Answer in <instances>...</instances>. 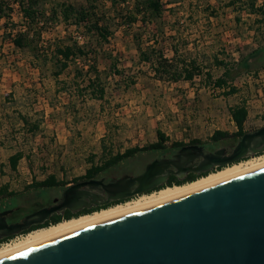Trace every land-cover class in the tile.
<instances>
[{"label":"rangeland","instance_id":"obj_1","mask_svg":"<svg viewBox=\"0 0 264 264\" xmlns=\"http://www.w3.org/2000/svg\"><path fill=\"white\" fill-rule=\"evenodd\" d=\"M9 1L14 7L13 25L0 21V209L16 208L21 216L44 206L62 188L82 179L90 166L127 149L148 146L158 140V131L165 138L166 155L173 143L185 145L194 139L209 151L232 149L239 137L213 142L211 135L215 130L236 131L230 110L237 107L247 111L245 132L264 126V62L255 64L249 58L248 71L240 69L224 88L213 85L224 70L215 59L231 68L241 56L264 50L263 0L257 2L263 15L249 13L239 2L228 5L229 0H161L160 15L146 26L139 21L124 24L122 15L133 0L117 9L110 0H92L97 7L91 19L111 21L108 40L99 41L82 25L54 20L46 24L39 40L29 41L37 49L32 50L36 59L30 47L12 43L23 22L15 0ZM61 2L77 8L89 4V0H42L41 4L49 11ZM72 41H78L87 56L68 61L62 73L53 76L59 66L52 49ZM146 45L169 59L175 47L177 62L195 61L198 69L193 78H157L152 66L139 58L138 47ZM90 59L99 72L95 87L104 91L100 99L93 98V87L86 86L88 75H94L87 71ZM230 85L235 92L225 94ZM16 152L22 157L13 169L9 157ZM161 156L140 151L135 159H123L98 176L108 179L138 172ZM50 175L61 185L31 186Z\"/></svg>","mask_w":264,"mask_h":264},{"label":"water","instance_id":"obj_2","mask_svg":"<svg viewBox=\"0 0 264 264\" xmlns=\"http://www.w3.org/2000/svg\"><path fill=\"white\" fill-rule=\"evenodd\" d=\"M257 151H264V126L245 132L229 153L183 145L170 158L148 162L136 176L71 183L62 188L59 200L20 222L7 224L4 216L11 210H2L0 230L12 234L53 212L89 206L101 197L92 191L95 187L106 203L161 185L170 173L208 171ZM0 264H264V167L71 231L1 258Z\"/></svg>","mask_w":264,"mask_h":264},{"label":"trees","instance_id":"obj_3","mask_svg":"<svg viewBox=\"0 0 264 264\" xmlns=\"http://www.w3.org/2000/svg\"><path fill=\"white\" fill-rule=\"evenodd\" d=\"M126 0H110V5L113 9H117L120 3H125ZM258 0H229L228 5H234L236 3H242L246 5L247 11L251 14L260 13L263 15V7L264 0L262 1V5H257ZM42 0H15L14 3L17 6L19 16L23 22V25L20 30L12 37V43L17 48H28L30 47L32 51L36 47L30 45L29 41L31 38L39 40L41 37L42 31L47 27V23L61 19L64 22H70V24H75L77 26L82 25L86 28L87 32H90L94 36L97 37L99 41L106 42L108 40L109 35L111 34L110 22L105 20L102 17L103 22L100 23L99 18L91 19V15H95L94 10L96 9V5L92 0H89V4L86 8L84 7H75L72 4L61 2L56 6L50 7L49 11L44 8L41 4ZM161 0H133L132 6H128L125 9V15L123 16L124 24L129 26L135 22H141L142 25L146 26L148 20H151L154 17H158L160 15ZM14 12V7L12 2L9 0H0V18L5 19L4 24H11L12 13ZM117 14H120L118 11ZM13 24H11L12 26ZM13 29V28H11ZM10 29V30H11ZM11 35V34H10ZM78 41H72V43L67 45H55L52 49V57L55 62L58 64L57 71H54L53 76L57 77L62 73V71L67 67L68 61L75 60V58L87 56V52L84 51V47L78 45ZM139 46V45H138ZM37 52V49H35ZM139 58L142 62L149 63L153 70L154 74L157 78H168L173 81H177L179 79L190 80L194 76L195 69H198L195 66V61H180L177 62L176 54L177 50L175 47L172 48V52L174 54L173 59L167 58L162 51H155L154 48H151L150 45H146L145 48L138 47ZM33 52V51H32ZM33 58H37V53H32ZM253 59L255 64H263L264 62V50L254 49L250 53L245 56H241L238 62L235 63V66L228 67L223 61H218L215 59L218 65L224 67L222 75L217 77L213 81V85L217 88H224L228 82V80L232 81L237 74H239L240 69L244 71H248V59ZM91 63L88 65L87 71L90 73H94L93 77L88 75L87 78V87H93L91 96L93 98L100 99L103 97V88L95 87L96 81L99 80V72L95 67V60L90 59ZM207 77H210V73H206ZM235 92V87L230 85L229 89L225 92V94H231ZM231 118L236 126V131L233 134H229L225 131L215 130L211 135V140L213 142L219 141L223 138L236 136L241 137L245 131L243 130V124L247 117V111L244 107H237L230 110ZM158 140L149 144L146 147L142 148H130L127 149L123 153L116 154L109 158L107 161L100 165H92L86 169L83 177L93 178L101 174V172L105 170H111L115 166H117L123 159H135L137 152L140 151H150L156 154H165L168 153L167 148L164 145V136L159 131L157 132ZM190 143H199L197 139L192 140ZM183 146V143H173L169 152H173L174 149ZM168 155V154H167ZM22 157L20 152H16L15 154L9 157V161L11 162V167L14 169L17 161ZM155 159V158H153ZM61 185L59 181L55 180L53 175L48 176L46 179L41 181H36L31 186L35 187H52ZM10 196V194H7Z\"/></svg>","mask_w":264,"mask_h":264},{"label":"bare ground","instance_id":"obj_4","mask_svg":"<svg viewBox=\"0 0 264 264\" xmlns=\"http://www.w3.org/2000/svg\"><path fill=\"white\" fill-rule=\"evenodd\" d=\"M264 167V154L250 158L246 161L229 164L221 169L207 173L193 181L180 185L162 187L149 194L138 196L126 203L99 209L88 214L79 215L70 219H64L57 223L40 227L27 233L22 240L13 244L0 246V259L31 248L50 239L59 237L71 231H75L95 223L141 210L155 204L170 201L176 197L200 190L218 182L229 180L240 174ZM128 212V213H126Z\"/></svg>","mask_w":264,"mask_h":264},{"label":"flooded vegetation","instance_id":"obj_5","mask_svg":"<svg viewBox=\"0 0 264 264\" xmlns=\"http://www.w3.org/2000/svg\"><path fill=\"white\" fill-rule=\"evenodd\" d=\"M188 144H198V143H188ZM185 145H187V144H185ZM198 145H201V144H198ZM221 148H224V147H221ZM177 150H178V148L174 149V151L169 153L168 155L167 154L166 155L163 154L160 158H163V157L164 158H170L172 156V154L174 152H176ZM225 150H226L225 153H229L231 149L227 150L225 148ZM203 151H204V153H209V152H213L214 150H212V151L206 150L205 147L203 146ZM262 154H264V151L248 152L245 156H243L240 159H237L236 161H234V163H237L239 161H246V160H249L250 158H254V157L260 156ZM199 159L197 158L194 161L197 162V160H199ZM230 164H233V162L230 163ZM227 165H229V164H227ZM227 165H214L208 171H201V172H198V173H195V172H192V171H186L183 174H181V176H178L176 174L170 173L167 176L166 180L161 185L154 186V187H152V188H150V189H148V190H146L144 192L135 194L133 196H128V197H124V198L110 200L109 202H106V203L102 202L103 199L105 198V195L103 194L102 190L99 187H95V188L92 189V191H94L95 193H98V194L101 195V197L99 199H97L95 203H91L89 206L84 205V206L80 207L77 210H71V209L65 208V209H63V210H61L59 212H53L43 222H41V223L33 222L32 224H30L29 227H27V228H25L23 230H20L18 232L12 233V234H4L2 232V230H0V246H2L4 244L11 243L12 241H14V240H16V239H18L20 237H24L27 233H29V232H31V231H33L35 229H38L40 227H45L47 225L54 224V223H56L58 221H61V220H64V219H68V218H72V217H76V216L81 215V214L90 213V212L95 211V210L111 207V206H114V205H117V204L126 203V202L131 201L132 199H134V198H136L138 196H141V195H144V194H149L151 192L157 191V190H159L162 187L184 184L185 182H189V181H192L194 179H197V178H199L201 176L206 175L207 173H210V172H212L214 170L221 169L222 167H225ZM144 167H143V169H144ZM143 169H141L138 172H128V173L126 172V173H123V174L119 175L118 177H111V178H108V179H104L103 177H99V176H96V177H93V178H96V179H100L101 178V179H103V182H108V181L115 180V179H117V178H119L121 176H124V175L136 176V175L140 174L143 171ZM88 179H91V178L83 177L82 179L75 180L72 183H76L78 181H85V180H88ZM60 196H61V191H60L59 196L58 197H54V198H58V200H59ZM54 198H52L50 203H48V204H46L44 206H41L39 208L47 207V206L53 204V199ZM39 208H37V209H35V210L31 211V212L25 213V214H23L21 216L16 214V208H3V209H0V211L5 210V209H10L11 210L10 212H8L4 216L6 223L10 224V223H14V222H20L26 215L38 210ZM141 209H144V208H141ZM126 213H128V212H126ZM123 214H125V213H123ZM120 215H122V214H120Z\"/></svg>","mask_w":264,"mask_h":264},{"label":"crops","instance_id":"obj_6","mask_svg":"<svg viewBox=\"0 0 264 264\" xmlns=\"http://www.w3.org/2000/svg\"><path fill=\"white\" fill-rule=\"evenodd\" d=\"M258 1H259V0H258ZM258 1H257V2H258ZM2 19H3V18H0V21H1ZM0 86H1V83H0Z\"/></svg>","mask_w":264,"mask_h":264},{"label":"built area","instance_id":"obj_7","mask_svg":"<svg viewBox=\"0 0 264 264\" xmlns=\"http://www.w3.org/2000/svg\"><path fill=\"white\" fill-rule=\"evenodd\" d=\"M77 39H79V36L77 37Z\"/></svg>","mask_w":264,"mask_h":264}]
</instances>
